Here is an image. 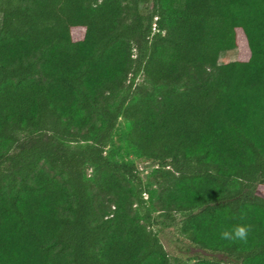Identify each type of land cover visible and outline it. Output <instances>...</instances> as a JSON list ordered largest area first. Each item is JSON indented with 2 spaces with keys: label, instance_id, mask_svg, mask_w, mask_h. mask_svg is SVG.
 <instances>
[{
  "label": "trees",
  "instance_id": "trees-1",
  "mask_svg": "<svg viewBox=\"0 0 264 264\" xmlns=\"http://www.w3.org/2000/svg\"><path fill=\"white\" fill-rule=\"evenodd\" d=\"M0 264H264V0H0Z\"/></svg>",
  "mask_w": 264,
  "mask_h": 264
},
{
  "label": "rangeland",
  "instance_id": "rangeland-1",
  "mask_svg": "<svg viewBox=\"0 0 264 264\" xmlns=\"http://www.w3.org/2000/svg\"><path fill=\"white\" fill-rule=\"evenodd\" d=\"M237 58V50H230L220 53L218 58L219 64L228 63L234 61ZM124 130V121L119 120L118 125L110 140V144L107 148V153L111 158L118 160H127L133 162L140 173L143 181H146L148 175L153 170L154 166L142 160L140 157L129 151L126 146L120 141L121 134ZM89 169H86V173H89ZM159 238L170 255H179L185 247V242H182L175 236L172 230H165L159 234Z\"/></svg>",
  "mask_w": 264,
  "mask_h": 264
},
{
  "label": "clouds",
  "instance_id": "clouds-1",
  "mask_svg": "<svg viewBox=\"0 0 264 264\" xmlns=\"http://www.w3.org/2000/svg\"><path fill=\"white\" fill-rule=\"evenodd\" d=\"M243 218V217H241ZM251 228L249 225L237 224L231 229H224L220 232V239L229 242H247Z\"/></svg>",
  "mask_w": 264,
  "mask_h": 264
}]
</instances>
